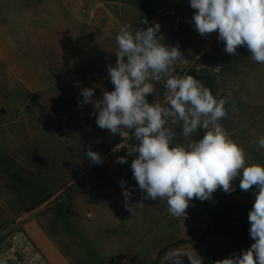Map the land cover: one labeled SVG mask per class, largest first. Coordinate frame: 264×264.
I'll list each match as a JSON object with an SVG mask.
<instances>
[{"label": "rangeland", "instance_id": "rangeland-1", "mask_svg": "<svg viewBox=\"0 0 264 264\" xmlns=\"http://www.w3.org/2000/svg\"><path fill=\"white\" fill-rule=\"evenodd\" d=\"M149 6L146 0H0V53L5 55L0 58V140L22 161L14 167L10 158L1 160L13 180L9 186L17 194L18 209L22 208L14 221L42 250L49 238L50 245L77 264L79 257L72 259L69 250L94 242L82 235L80 222L92 219L86 213H96V202L86 201L96 199L105 178L94 171L90 187L81 182L80 168L92 164L85 154L89 144L103 162L127 157L109 178L131 180L128 164L135 158L123 149L132 132L113 135L100 129L93 105L80 108L79 93L92 87L93 100H98L103 91L114 90L108 65L116 62L119 28L130 25L135 33L151 26ZM164 92L157 83L154 95L147 97L149 103L165 100ZM213 96L216 99V93ZM126 187L136 196L137 211L162 209L164 200H144L137 184ZM215 194L224 191L217 189L205 201L194 198L199 206L195 210L190 201L186 215L195 213L205 224L214 207L223 205Z\"/></svg>", "mask_w": 264, "mask_h": 264}, {"label": "clouds", "instance_id": "clouds-1", "mask_svg": "<svg viewBox=\"0 0 264 264\" xmlns=\"http://www.w3.org/2000/svg\"><path fill=\"white\" fill-rule=\"evenodd\" d=\"M194 11L192 20L196 31L204 37L218 33L224 42L223 51L237 55L246 46L251 58L264 64V0H189ZM142 23L147 24V19ZM159 23L135 33L130 25H122L116 36L118 50L115 65H108V78L114 86L93 100L94 88H83L79 95L84 104H92L97 126L111 134L132 132L134 144H124L128 156H135L130 168L144 200L167 201L174 217L186 215L194 198L209 200L217 189L231 194L233 181L239 178V188L249 192L255 185V200L248 212L249 235L254 241L247 250L214 264H264V166L246 165L244 150L229 137L220 121L226 117L225 100H217L210 89L192 76L174 75L173 64L182 59L178 46L160 42ZM153 82H163L166 103L147 97L154 95ZM98 113V114H97ZM168 125H179L181 142ZM211 126V127H210ZM203 129L204 135L193 134ZM264 149V137L253 141ZM86 153L92 164L102 163L98 152ZM124 164L127 157L117 158ZM124 204L129 203L132 191L120 181ZM187 256L190 264H202L200 257L172 253L167 259L183 264Z\"/></svg>", "mask_w": 264, "mask_h": 264}, {"label": "crops", "instance_id": "crops-1", "mask_svg": "<svg viewBox=\"0 0 264 264\" xmlns=\"http://www.w3.org/2000/svg\"><path fill=\"white\" fill-rule=\"evenodd\" d=\"M146 1L152 11L149 23L152 25L153 21H160L163 24V30L157 33L161 37L160 42L178 46L181 52L199 57L203 69L197 76V81L210 89L212 94L216 93L217 100L223 88H233L232 98L224 105L227 115L220 123L229 137L244 150L246 165L264 166V149H259L258 144L253 143L264 137V64L255 62L246 46L238 47L237 55L227 54L223 51L224 42L218 41V33L215 32L212 41L203 46L201 35L194 27L192 16L195 10L190 8L189 0ZM158 8H174L188 22L173 32L169 27V17L157 14ZM4 56L0 53V58ZM214 67L220 68V74L211 72ZM156 84L154 83V87ZM160 102L166 103V100ZM168 127L176 132V142H181L180 126ZM201 130L198 129L193 134L195 139H198ZM131 136L132 133H129L125 139L127 144L135 143ZM3 157L10 158L14 167L21 161L17 151L5 148L0 140V231L8 228L12 221L18 220V211L22 212L21 206L19 209L17 206V194L9 186L13 180L3 170ZM131 163L128 164V169L132 172ZM119 169V164L110 163L109 159L90 166L85 163L80 168L81 182L86 187L93 184L90 180L91 172L101 171L105 178L102 179L104 184L97 191L96 199L86 201L96 202V213H86L88 217L93 216L92 219H82L80 222L82 235L94 242L74 246L69 250L73 254L72 259L79 257L78 264H173L172 260L167 259L172 253H180L182 257L190 255L193 259L197 255L202 264H214L217 260L247 250L254 243L249 235L248 212L255 200L254 192L258 191L255 185L251 191L244 192L239 188L237 178L233 181L235 191L231 194H215L223 205L215 206L216 200L212 199L215 210L203 224L195 213L188 218L172 216L166 199L160 211H137L136 196H132L129 203L133 211L130 212L124 204L118 175L109 178V173L119 172ZM126 183L137 184L133 177ZM118 194L120 197L116 198ZM50 243L49 238L45 239L43 250L36 244L50 264H77L62 256L58 247ZM77 252L80 253L79 256L75 254ZM183 264H190L187 256L183 258Z\"/></svg>", "mask_w": 264, "mask_h": 264}, {"label": "built area", "instance_id": "built-area-1", "mask_svg": "<svg viewBox=\"0 0 264 264\" xmlns=\"http://www.w3.org/2000/svg\"><path fill=\"white\" fill-rule=\"evenodd\" d=\"M156 13L159 15L166 14L170 21V30L175 32L180 29L186 22L187 18L178 13L176 9L158 8ZM160 24V31L163 30V24L160 21H153V23ZM213 38V33L207 37L200 36L203 46L208 45ZM182 53V59L174 62V75L176 76H192L197 80V76L201 73L203 66L199 62V57L196 55H187ZM211 72L215 75L220 74L219 67H214ZM157 83V82H155ZM163 85V82H159ZM233 96V88L225 87L218 95V100L224 99L225 102L230 100ZM211 127V126H210ZM227 132V131H226ZM229 135V133L227 132ZM134 194L132 193V196ZM192 207L196 210L199 206L196 200L191 201ZM187 215H185L186 217ZM188 217V216H187ZM0 264H50L43 256L39 247L31 238L30 234L19 226L17 221H12L8 228L0 231Z\"/></svg>", "mask_w": 264, "mask_h": 264}, {"label": "trees", "instance_id": "trees-1", "mask_svg": "<svg viewBox=\"0 0 264 264\" xmlns=\"http://www.w3.org/2000/svg\"><path fill=\"white\" fill-rule=\"evenodd\" d=\"M202 138V134L201 132H199V136H198V139Z\"/></svg>", "mask_w": 264, "mask_h": 264}]
</instances>
